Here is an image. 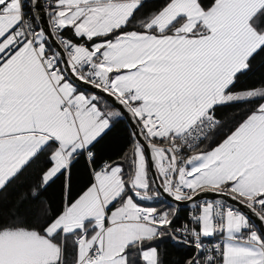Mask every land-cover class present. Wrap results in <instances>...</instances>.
<instances>
[{
    "label": "snow or ice",
    "instance_id": "snow-or-ice-1",
    "mask_svg": "<svg viewBox=\"0 0 264 264\" xmlns=\"http://www.w3.org/2000/svg\"><path fill=\"white\" fill-rule=\"evenodd\" d=\"M258 61L264 0H0V264H264Z\"/></svg>",
    "mask_w": 264,
    "mask_h": 264
},
{
    "label": "trees",
    "instance_id": "trees-1",
    "mask_svg": "<svg viewBox=\"0 0 264 264\" xmlns=\"http://www.w3.org/2000/svg\"><path fill=\"white\" fill-rule=\"evenodd\" d=\"M259 61L257 63V68L254 70V73H251L246 76H242L238 82V87H248L251 86L255 81L262 78L264 76V69L259 67ZM122 126V127H126ZM120 136L121 138H114L109 139L101 146L100 151L101 155L104 159H108L111 157L112 159H117L118 157L122 156L125 151L129 149V141L130 137L127 136L126 132H121ZM83 160H81V164L77 166V168L82 167ZM61 184L60 181H57L55 184H53L45 193L44 199L48 200L50 202V205L55 210H60L61 208ZM187 212L188 209H183L180 212L179 219L176 221L177 225L185 222L187 219ZM162 249L166 250L167 252V261L168 264H176L177 261L182 260L185 256H187L191 249L185 248L184 246L176 245L172 241H165L161 245Z\"/></svg>",
    "mask_w": 264,
    "mask_h": 264
},
{
    "label": "water",
    "instance_id": "water-1",
    "mask_svg": "<svg viewBox=\"0 0 264 264\" xmlns=\"http://www.w3.org/2000/svg\"><path fill=\"white\" fill-rule=\"evenodd\" d=\"M208 196H209V197H211V196H212V194H208Z\"/></svg>",
    "mask_w": 264,
    "mask_h": 264
}]
</instances>
